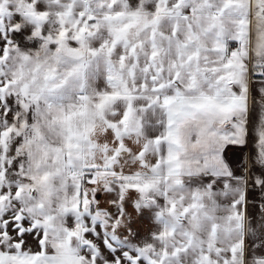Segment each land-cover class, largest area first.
I'll return each instance as SVG.
<instances>
[{
	"label": "snow or ice",
	"instance_id": "1",
	"mask_svg": "<svg viewBox=\"0 0 264 264\" xmlns=\"http://www.w3.org/2000/svg\"><path fill=\"white\" fill-rule=\"evenodd\" d=\"M0 264H264V0H0Z\"/></svg>",
	"mask_w": 264,
	"mask_h": 264
},
{
	"label": "crops",
	"instance_id": "2",
	"mask_svg": "<svg viewBox=\"0 0 264 264\" xmlns=\"http://www.w3.org/2000/svg\"><path fill=\"white\" fill-rule=\"evenodd\" d=\"M257 112H258V110L253 112V116H252L253 122H255V120H256ZM229 155L232 156L235 160V159H238L240 157L241 153L239 151H236V152L230 153Z\"/></svg>",
	"mask_w": 264,
	"mask_h": 264
},
{
	"label": "rangeland",
	"instance_id": "3",
	"mask_svg": "<svg viewBox=\"0 0 264 264\" xmlns=\"http://www.w3.org/2000/svg\"><path fill=\"white\" fill-rule=\"evenodd\" d=\"M141 227L142 228H147L148 227V223L146 221L142 222Z\"/></svg>",
	"mask_w": 264,
	"mask_h": 264
}]
</instances>
